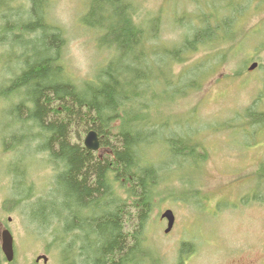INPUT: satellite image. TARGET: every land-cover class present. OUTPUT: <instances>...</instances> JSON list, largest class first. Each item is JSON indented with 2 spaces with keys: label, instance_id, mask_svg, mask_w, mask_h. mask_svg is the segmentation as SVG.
I'll use <instances>...</instances> for the list:
<instances>
[{
  "label": "rangeland",
  "instance_id": "1",
  "mask_svg": "<svg viewBox=\"0 0 264 264\" xmlns=\"http://www.w3.org/2000/svg\"><path fill=\"white\" fill-rule=\"evenodd\" d=\"M46 1L47 21L63 29L68 73L80 83L91 79L110 51L98 45L99 34L83 21L87 1ZM6 2L0 16L14 22L20 14L18 0ZM137 5L139 16L146 13L157 24L149 58L158 62L144 60L136 68L146 71L158 66L153 74L163 73L156 99L161 108L160 138L151 147L160 180L148 243L159 250L162 264L179 260L182 264H264V180L259 177L264 124L251 125L244 117L253 102L255 111L264 109V0H138ZM204 20L211 32L219 21L220 30L226 29L229 37L222 47L236 45L235 50L214 66L218 62L213 64L212 56L222 51L221 44L198 43L196 48L180 51L183 60L167 63L169 52L179 51L193 29L204 27ZM22 50L18 46L11 51L0 44V75ZM253 63L255 67L249 70ZM191 82L199 85L195 91ZM17 100H0V224L14 239L13 261L7 262L0 250V264H64L58 249L46 251L50 239L39 236L45 226L33 219L50 216L34 200L50 197L57 170L44 160L47 153L37 151L39 141H30L36 132L30 121L18 125L15 116H10L9 106ZM21 112L25 114L24 108ZM165 135L189 138L198 151L171 155L162 142ZM28 140L30 146L27 142L29 148L24 149ZM149 157L153 158L150 152ZM168 208L175 220L164 233L166 220L160 214ZM183 243L187 246L181 254ZM37 254H46L47 262H35Z\"/></svg>",
  "mask_w": 264,
  "mask_h": 264
},
{
  "label": "trees",
  "instance_id": "2",
  "mask_svg": "<svg viewBox=\"0 0 264 264\" xmlns=\"http://www.w3.org/2000/svg\"><path fill=\"white\" fill-rule=\"evenodd\" d=\"M86 1L83 21L99 34L98 45L110 55L94 77L81 83L68 73L63 29L47 21L46 0H18L20 14L14 22L0 16V44L11 51L23 48L12 58V70L10 65L2 70L0 100L18 99L9 106L10 116L17 124L30 121L36 132L29 140L39 141L37 151L47 153L44 160L57 170L50 197L34 200L50 216L33 219L45 226L39 236L50 239L46 251L58 249L64 264H162L159 250L148 243L147 230L160 180L151 147L160 138L161 108L156 99L163 73L153 74L158 66L146 71L136 68L144 60L158 62L149 58L157 24L146 13L139 16L138 0ZM6 6V0H0V9ZM203 24L185 37L179 51L165 54L167 63L183 60L181 50L205 42L221 44L222 51L212 56L213 64L218 62L214 66L228 58L237 46L222 47L224 38L229 39L227 30H220L219 21L215 32L207 30L205 20ZM195 85L194 91L199 87ZM255 107L253 102L244 117L251 125H262L264 109L257 112ZM90 129L99 135L105 153L83 146V136ZM162 138L171 155L198 151L189 138ZM29 140L25 145L30 146ZM259 177L264 180V162ZM28 190L31 194L30 186ZM186 246L180 247L181 254Z\"/></svg>",
  "mask_w": 264,
  "mask_h": 264
},
{
  "label": "water",
  "instance_id": "3",
  "mask_svg": "<svg viewBox=\"0 0 264 264\" xmlns=\"http://www.w3.org/2000/svg\"><path fill=\"white\" fill-rule=\"evenodd\" d=\"M256 63H253L249 66V69H253L255 67ZM84 146L87 149L90 150H96L99 147V139L97 132L95 130H89L85 137H84ZM161 217H165L167 219V227L164 230L165 232H168L173 224L174 221V215L170 209L164 210L162 212ZM1 249L6 257L7 260H12L13 258V239L8 230H3L1 232ZM39 258H43L44 262L47 260V258L44 255H38L36 257V261Z\"/></svg>",
  "mask_w": 264,
  "mask_h": 264
},
{
  "label": "flooded vegetation",
  "instance_id": "4",
  "mask_svg": "<svg viewBox=\"0 0 264 264\" xmlns=\"http://www.w3.org/2000/svg\"><path fill=\"white\" fill-rule=\"evenodd\" d=\"M5 227H6L5 225L0 224V231H2V229H4Z\"/></svg>",
  "mask_w": 264,
  "mask_h": 264
}]
</instances>
